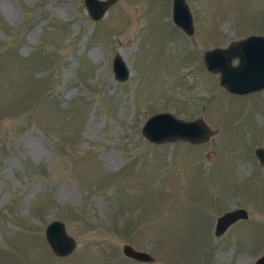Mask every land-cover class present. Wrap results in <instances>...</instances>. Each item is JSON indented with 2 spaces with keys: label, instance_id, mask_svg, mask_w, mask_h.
<instances>
[{
  "label": "rangeland",
  "instance_id": "374dc122",
  "mask_svg": "<svg viewBox=\"0 0 264 264\" xmlns=\"http://www.w3.org/2000/svg\"><path fill=\"white\" fill-rule=\"evenodd\" d=\"M185 2L189 35L171 0H116L98 20L82 0H0V264H253L264 253V87L230 93L202 60L264 35V0ZM158 111L216 132L151 143L140 127ZM233 207L247 217L215 236ZM53 219L74 240L66 255L44 238ZM124 243L153 260L124 256Z\"/></svg>",
  "mask_w": 264,
  "mask_h": 264
},
{
  "label": "water",
  "instance_id": "95a60500",
  "mask_svg": "<svg viewBox=\"0 0 264 264\" xmlns=\"http://www.w3.org/2000/svg\"><path fill=\"white\" fill-rule=\"evenodd\" d=\"M115 1L82 0L84 9L92 20H98ZM170 18L185 34L192 33L191 13L185 0H171ZM232 58H236L235 64L231 63ZM202 60L206 70L218 73V84L230 93L244 94L264 87L262 34L249 33L229 40L225 46L207 48L202 51ZM111 69L116 80H123L128 75V69L117 53L111 58ZM215 132L216 129L209 127L200 116L185 119L170 111H158L148 115L140 127L142 137L155 144L172 141L202 142ZM254 153L259 164L264 166V147H257ZM246 217V211L242 207H233L222 212L215 217L213 234H222L233 222ZM44 238L55 255H66L74 246V240L65 232L63 223L57 219L45 225ZM121 252L137 261L153 260L147 251L135 249L127 243L122 244ZM253 264H264V253L258 255Z\"/></svg>",
  "mask_w": 264,
  "mask_h": 264
}]
</instances>
